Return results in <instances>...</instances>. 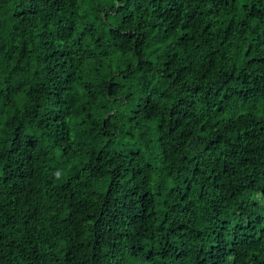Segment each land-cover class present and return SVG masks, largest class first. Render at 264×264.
Here are the masks:
<instances>
[{
	"label": "trees",
	"instance_id": "1",
	"mask_svg": "<svg viewBox=\"0 0 264 264\" xmlns=\"http://www.w3.org/2000/svg\"><path fill=\"white\" fill-rule=\"evenodd\" d=\"M0 264H264V0H0Z\"/></svg>",
	"mask_w": 264,
	"mask_h": 264
}]
</instances>
